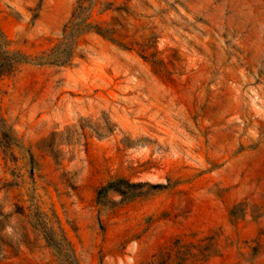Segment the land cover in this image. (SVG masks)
<instances>
[{
  "label": "rangeland",
  "instance_id": "obj_1",
  "mask_svg": "<svg viewBox=\"0 0 264 264\" xmlns=\"http://www.w3.org/2000/svg\"><path fill=\"white\" fill-rule=\"evenodd\" d=\"M0 72V264H264V0H0Z\"/></svg>",
  "mask_w": 264,
  "mask_h": 264
},
{
  "label": "trees",
  "instance_id": "obj_2",
  "mask_svg": "<svg viewBox=\"0 0 264 264\" xmlns=\"http://www.w3.org/2000/svg\"><path fill=\"white\" fill-rule=\"evenodd\" d=\"M71 54H72L71 47H69L68 49H66V51L64 52V55L63 56H60L61 58H52V54H51V64H59V63L60 64H64L70 58ZM21 59L15 57L13 55V56H11V59H9L8 61H13L14 63H20V62L23 61ZM7 65H8L7 66V69L8 70H5L6 72H4V73H10L12 71V69H13V65H11V63L10 64H7ZM0 73H2V72H0Z\"/></svg>",
  "mask_w": 264,
  "mask_h": 264
}]
</instances>
